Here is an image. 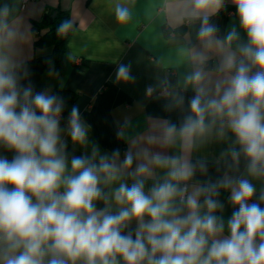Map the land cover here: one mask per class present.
<instances>
[{
	"label": "clouds",
	"instance_id": "clouds-1",
	"mask_svg": "<svg viewBox=\"0 0 264 264\" xmlns=\"http://www.w3.org/2000/svg\"><path fill=\"white\" fill-rule=\"evenodd\" d=\"M168 8L195 41L175 82H159L169 115L146 135L117 131L121 152L90 140L78 106L62 126L64 98L28 79L0 6V264H264V0ZM114 12L132 18L124 3ZM116 79L134 81L130 65ZM215 144L218 155H196Z\"/></svg>",
	"mask_w": 264,
	"mask_h": 264
},
{
	"label": "crops",
	"instance_id": "crops-1",
	"mask_svg": "<svg viewBox=\"0 0 264 264\" xmlns=\"http://www.w3.org/2000/svg\"><path fill=\"white\" fill-rule=\"evenodd\" d=\"M117 2L126 4L132 18L121 24L115 17ZM171 0H36L22 8V0H0L8 4L11 19L19 29L18 59L24 62L36 90H49L65 100L62 126L66 124L72 106H78L82 118L90 125V140L98 142L102 150L126 145L118 140L117 131L146 135L163 118L166 97L159 82L168 78L173 83L185 69L183 49L188 41H195V31L186 22L176 21L170 14ZM50 9L69 14L72 27L63 32L65 56L61 73L47 71L40 57L52 53V47H35V26L43 21ZM235 8L230 3L215 22L224 29L234 19ZM47 29L41 30L42 33ZM173 33V34H172ZM130 65L134 81H117L119 64ZM149 87L154 90L149 92ZM191 93H189L190 95ZM175 119V114H171ZM129 122L127 127L125 123ZM68 139L67 137H65ZM69 151L73 145L68 140ZM224 145H210L196 155H218ZM81 148L76 146L75 154ZM212 175L215 170L210 167ZM225 202V217L231 214Z\"/></svg>",
	"mask_w": 264,
	"mask_h": 264
},
{
	"label": "trees",
	"instance_id": "trees-1",
	"mask_svg": "<svg viewBox=\"0 0 264 264\" xmlns=\"http://www.w3.org/2000/svg\"><path fill=\"white\" fill-rule=\"evenodd\" d=\"M69 21V14L60 9H50L43 21L35 26V47H52V53L40 57L43 67L50 72L61 73L64 65L65 45L63 33L58 29L62 23ZM47 29L42 33L41 30Z\"/></svg>",
	"mask_w": 264,
	"mask_h": 264
},
{
	"label": "built area",
	"instance_id": "built-area-1",
	"mask_svg": "<svg viewBox=\"0 0 264 264\" xmlns=\"http://www.w3.org/2000/svg\"><path fill=\"white\" fill-rule=\"evenodd\" d=\"M31 1H36V0H22V8H24L25 5H26L28 2H31ZM172 34H173V33H172ZM156 94H157L158 96H160V97H164L163 95H161V90L158 91Z\"/></svg>",
	"mask_w": 264,
	"mask_h": 264
}]
</instances>
